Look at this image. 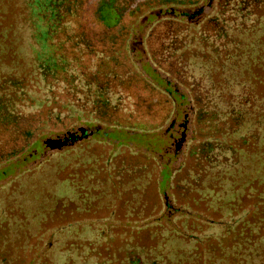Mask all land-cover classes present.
Here are the masks:
<instances>
[{
    "label": "trees",
    "instance_id": "16d2710c",
    "mask_svg": "<svg viewBox=\"0 0 264 264\" xmlns=\"http://www.w3.org/2000/svg\"><path fill=\"white\" fill-rule=\"evenodd\" d=\"M7 1L0 166L80 122L172 126L182 99L190 146L163 202L145 155L51 147L0 190V264H264V0ZM108 195L128 210L91 212Z\"/></svg>",
    "mask_w": 264,
    "mask_h": 264
},
{
    "label": "rangeland",
    "instance_id": "374dc122",
    "mask_svg": "<svg viewBox=\"0 0 264 264\" xmlns=\"http://www.w3.org/2000/svg\"><path fill=\"white\" fill-rule=\"evenodd\" d=\"M7 0H0V8L3 7ZM135 66L152 82L163 85V75L149 61L148 58L142 57L138 52L131 53ZM188 105L185 99L178 102L174 116L173 125H165L155 130H127L119 127H111L107 125H98L96 123L80 122V126H88L97 128L98 130L88 137L89 150L97 155L126 157L130 155L147 156L152 162H159L158 167V184L157 196L158 202H163L169 197V184L171 182L173 171L182 162L185 152L190 146L188 133H185L180 124L186 122L188 118ZM97 126V127H96ZM60 135L54 131H46L38 141L32 146L35 149V157L30 159L17 158L11 162L0 166V190H6L8 186L15 180L23 177L27 171L33 166L34 159L37 160L41 156H45L51 146L48 142L50 136ZM181 139H183L181 143ZM88 143H85L87 145ZM50 167V166H49ZM48 167V168H49ZM50 172V177H61L65 175L66 168L54 170ZM56 173L57 176H56ZM110 194V193H109ZM145 202L151 204L152 195L148 192L145 194ZM137 201V200H136ZM144 203V202H143ZM128 210V206L124 205L114 195H108L104 198L103 204L95 205L91 212L96 214L104 213H122ZM141 210V209H139Z\"/></svg>",
    "mask_w": 264,
    "mask_h": 264
},
{
    "label": "water",
    "instance_id": "95a60500",
    "mask_svg": "<svg viewBox=\"0 0 264 264\" xmlns=\"http://www.w3.org/2000/svg\"><path fill=\"white\" fill-rule=\"evenodd\" d=\"M190 116V113L188 114V118ZM182 129L184 130L185 133H187V127L185 122L180 124ZM96 128H90L86 126H78L75 127L72 131H69L67 134L59 135V136H50L48 138V142L50 146L54 149H61L65 147L67 144H71L72 142L80 141L83 137L90 136L94 132H96ZM183 139H181L182 143Z\"/></svg>",
    "mask_w": 264,
    "mask_h": 264
}]
</instances>
